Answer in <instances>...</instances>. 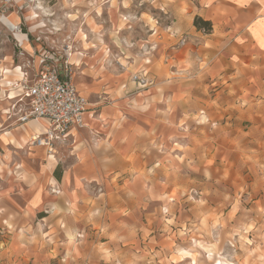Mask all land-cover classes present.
I'll return each instance as SVG.
<instances>
[{
  "label": "rangeland",
  "instance_id": "rangeland-1",
  "mask_svg": "<svg viewBox=\"0 0 264 264\" xmlns=\"http://www.w3.org/2000/svg\"><path fill=\"white\" fill-rule=\"evenodd\" d=\"M206 4L0 2V131L30 110L16 85L45 51L69 60L77 86L85 66L101 70L116 83L126 114L150 128L163 125L137 172L146 182L128 176L89 186L81 231L72 220L62 232L66 217L41 209L1 214L0 264H264V90L231 87L225 72H214L226 51L211 41L223 36L212 22L211 30L194 25ZM99 99L97 112L113 101ZM0 166L2 187L28 178L16 163Z\"/></svg>",
  "mask_w": 264,
  "mask_h": 264
},
{
  "label": "crops",
  "instance_id": "crops-1",
  "mask_svg": "<svg viewBox=\"0 0 264 264\" xmlns=\"http://www.w3.org/2000/svg\"><path fill=\"white\" fill-rule=\"evenodd\" d=\"M206 2L199 16L214 24V34L223 36L218 34L212 39L213 47H223L226 51V55L221 54L213 61L216 65L222 64L221 69L214 68V72H225L231 87L246 88L248 92L264 90V0ZM177 33L173 34L175 39L182 31ZM190 34L198 35L199 32L195 33L193 28ZM84 74L85 81L76 86L88 102L85 128L70 131L65 139L54 141L47 148L33 142L37 135L46 132L47 125L43 121L17 123L0 131L2 166L16 163L21 169L28 170L25 180L7 181L3 187L0 181V215L24 217L41 209L48 216L58 213L66 217L62 232L70 231L72 220L78 222L74 226L81 231V225L87 226L81 211L86 197L92 193L89 186L128 180V176L133 181L146 182L145 177H140L137 172L145 169L150 140L153 133H160L162 121L154 128L148 126L149 122L141 124L124 112L125 103L123 97H117L116 83L93 67L85 66ZM103 94L113 101L97 112V105L101 104L99 95ZM138 107L144 106L140 104ZM139 114L142 116L144 112ZM123 174H126L125 178ZM129 194L131 198H138L134 191ZM50 205L54 208L47 211ZM122 218L127 223L132 221L129 213H124ZM118 219L115 223H119ZM39 226L42 228V224ZM125 231L126 237L130 235L129 228L125 227Z\"/></svg>",
  "mask_w": 264,
  "mask_h": 264
},
{
  "label": "built area",
  "instance_id": "built-area-1",
  "mask_svg": "<svg viewBox=\"0 0 264 264\" xmlns=\"http://www.w3.org/2000/svg\"><path fill=\"white\" fill-rule=\"evenodd\" d=\"M181 40L186 43L185 39ZM137 80L146 84L145 79ZM16 86L21 99L30 105V110L18 121L23 124L36 120L47 125L46 132L33 139L35 145L51 147L54 141L65 139L70 131L85 128L88 102L77 89L69 60L63 61L62 57L45 51L34 72L25 73Z\"/></svg>",
  "mask_w": 264,
  "mask_h": 264
},
{
  "label": "trees",
  "instance_id": "trees-1",
  "mask_svg": "<svg viewBox=\"0 0 264 264\" xmlns=\"http://www.w3.org/2000/svg\"><path fill=\"white\" fill-rule=\"evenodd\" d=\"M194 25L196 28L201 29V28H207V29H212V23L208 20L203 19L202 17H196L194 20Z\"/></svg>",
  "mask_w": 264,
  "mask_h": 264
},
{
  "label": "bare ground",
  "instance_id": "bare-ground-1",
  "mask_svg": "<svg viewBox=\"0 0 264 264\" xmlns=\"http://www.w3.org/2000/svg\"><path fill=\"white\" fill-rule=\"evenodd\" d=\"M15 97H11V99H14ZM88 106V105H87Z\"/></svg>",
  "mask_w": 264,
  "mask_h": 264
}]
</instances>
